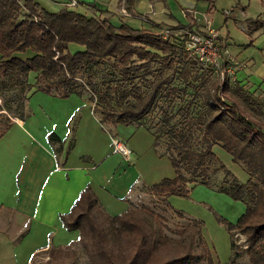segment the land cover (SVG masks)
I'll list each match as a JSON object with an SVG mask.
<instances>
[{"label": "trees", "instance_id": "obj_1", "mask_svg": "<svg viewBox=\"0 0 264 264\" xmlns=\"http://www.w3.org/2000/svg\"><path fill=\"white\" fill-rule=\"evenodd\" d=\"M190 20L191 25L177 24L173 29L189 27L187 30H198L195 20ZM163 37L122 23L114 25L105 18L87 17L66 7L57 13H48L31 0H0V91H27L31 88L27 83L28 76L34 72L37 91L66 98L74 94L76 80L85 78L90 85V72L102 64L122 77H129L134 71L146 70L159 60H162L163 71L177 64L179 75L187 79L196 63L186 58L180 43L173 41L171 36ZM73 44L82 50L70 53L69 46ZM28 50L34 53L31 58L22 60L14 56ZM189 84L187 87L192 86ZM224 87H217L214 95L205 91V109L197 127L203 150L195 152L190 149L191 133L169 144L168 148L175 156H168L175 177L152 185L148 192L166 201L173 196L188 197L198 185L196 179L206 176L207 162L217 159L213 147H221L248 176L243 185L226 194L233 201L243 203V192H246L249 203H243L245 210L235 223L222 218L218 220L226 226L230 238L234 231L246 236L245 254L249 264H264V126L255 125L227 103L221 96ZM178 92H184V89H168L162 82H157V85L152 83L147 95L141 97L133 86L127 97L138 101V105L119 111L101 108L99 112L102 118L115 125L129 126L143 119L158 98L174 97ZM25 117L19 116L18 119ZM49 141L59 143L60 139L51 133ZM226 175L233 177L229 171ZM233 181L237 183L234 177ZM201 185L206 186V181ZM174 213L179 220L186 222L181 230L169 229L163 217L145 205L129 203L125 212L109 216L87 187L69 213L60 215L59 220L67 232H79L90 264H214L202 235L203 222L186 217L180 211L174 210ZM98 218L106 223L107 231L97 222ZM167 233L181 239L188 234V240L182 245L178 243L181 249L176 257L160 260L173 243ZM112 241L124 243L128 250L124 261H121L120 254L118 257L114 253L110 246ZM234 248L231 243L232 252ZM235 258L236 254L230 261L232 264Z\"/></svg>", "mask_w": 264, "mask_h": 264}, {"label": "rangeland", "instance_id": "obj_2", "mask_svg": "<svg viewBox=\"0 0 264 264\" xmlns=\"http://www.w3.org/2000/svg\"><path fill=\"white\" fill-rule=\"evenodd\" d=\"M150 2L154 3L156 14L153 20L166 25L176 23L189 26L191 25L190 19L193 18V13H195L199 24L205 25L208 19L211 23L210 27L218 31L220 36L227 38V47H221V49L224 51L227 48L228 58H232L231 55L239 57L240 60L248 61V65H251L250 62L260 65L264 61V27L261 26L250 35L246 23L248 19L254 21L260 19V24H264V0H142L138 7L136 6V11L139 14H144L148 10ZM187 2L196 4L195 9H187L190 14L186 12V15L189 18L184 15V10L188 7ZM225 10L230 12L228 16H224L223 12ZM242 10L245 15L244 18L241 15ZM97 12L100 13L101 11L98 10ZM182 18L187 23H183ZM195 23L198 24L196 21ZM128 24L133 29H151L149 31L156 34H160L163 30L162 35L168 30V35L172 37L173 41L180 43L181 46L187 33L190 32V30H187L189 27L174 30V27L161 25L146 29V26H141V22L133 19L129 20ZM117 25L119 24L117 23ZM195 30L193 29L191 32H200ZM219 44L221 46V40ZM81 50V47L74 44L69 47L72 54ZM223 59L222 69L229 66L232 71L231 74L225 75V91L222 98L234 106L245 118L253 121L255 125L263 127L264 94L260 91L258 96H254L247 92V86L239 87L236 74L238 72L237 68H241L240 64L233 59L232 62L231 59L225 61L226 57ZM194 69L190 72L191 75L188 72V78L185 79L184 76L179 75L180 68L177 64H173L171 69L163 71L162 60H159L146 70L134 71L129 77H122L118 72L111 70L108 65L102 64L90 72L92 77L90 85L87 84L85 78L76 80L73 84L75 95L66 98L37 91L34 80L35 73L31 72L27 79V83L31 85V88L27 91L17 89L10 92L0 91V109H2V112H0V133L9 126L12 120L18 119L19 116H26L24 121L30 122L32 127L27 126V130L35 135L38 141L43 142V139L32 129L41 132L52 130L51 132L60 135L62 132L60 128L63 126L66 115L71 114V109L79 108L82 105V99H84L101 126V129L99 128L101 134L99 138L98 135H95L94 141L99 150L100 145L104 149L101 155L104 156L108 153L109 135L113 137L112 139L118 137L117 139L122 143L124 142V145L131 148L133 152L135 150V154L140 157V162H137L136 165L141 175L146 180H150L153 185L158 184L164 179L175 177L170 159L167 158V156L175 157L168 148L169 144L180 139V136L191 133L190 149L195 152L203 150L197 128L198 119L205 109V91L214 95V91L218 87V78L212 69H206L197 64ZM193 76H196V79ZM157 82H162L163 85L168 86V89H184V92H178L174 97L158 98L152 110L139 122L132 124L134 127H144L151 135L148 132L136 131V127L134 128L132 125H115L102 118L99 112L101 108L109 111H119L125 107H134L139 104L132 97H127L133 86L139 90V95L144 97L150 91V85L152 83L157 85ZM187 83L192 86L187 87ZM165 94L166 92L163 93V95ZM73 101L80 102L75 105ZM185 106L186 108H184ZM33 114L35 115L33 116ZM72 123H75V121ZM154 141L156 143L155 147ZM26 146L25 136L14 139L10 131H7L0 138V184L2 186H7V181L14 184L15 175L22 165ZM212 151L217 159L207 162L206 176L204 179L202 177L196 179L198 185L194 186L188 197L173 196L170 197L168 202L153 196L147 191L138 199H134V204L145 205L161 215L165 225L171 230H181L186 226L184 220H179L176 217L174 210L183 212L186 217L189 216V218L202 221V235L207 242L214 264H232L230 261L233 259L234 254L237 255V258H235L233 264H249L245 254L246 236L234 231L232 238H230L226 226L218 220V218H222L229 223H235L240 214L244 212L245 206L243 203H249L247 193L243 192V203L233 201L227 194L233 192V189H236L238 185H243L248 176L240 165L232 162L231 157L221 147L214 146ZM222 166H224V169H221ZM226 171L232 174L237 183L233 181V177L226 175ZM182 174L187 176L183 170ZM204 180L207 183L206 186L201 185ZM97 222L107 231L108 227L102 218H98ZM8 229L10 230V227ZM21 229L22 231L15 236V241H20L19 239L24 236L27 227ZM63 233L66 234L67 232L64 231ZM77 233L75 242L63 248H50L39 252L31 258L30 264H90L81 236L79 232ZM167 235L173 240V243H171L167 255H161L160 260L176 257L181 249L178 243L182 245L184 241L188 240V234L183 239L177 235L169 233ZM29 238L34 239V243L43 239L41 236L38 237L37 233ZM32 241L24 243L20 250L24 251L29 248L28 246L32 244ZM231 243L235 247L233 252L231 251ZM110 246H112L111 248L116 256L120 254L122 258L125 257L126 259L128 250L122 241H112ZM15 251H11V259L13 262L20 264L19 256L13 259ZM125 259L123 258L121 261ZM121 264H124V262H121Z\"/></svg>", "mask_w": 264, "mask_h": 264}, {"label": "crops", "instance_id": "obj_3", "mask_svg": "<svg viewBox=\"0 0 264 264\" xmlns=\"http://www.w3.org/2000/svg\"><path fill=\"white\" fill-rule=\"evenodd\" d=\"M31 1L48 13H57L65 8L68 2L75 1L77 6L69 8V10L87 17L105 18L114 25L117 23L129 25L131 19L141 22V26H146V29L154 25L164 27L177 25L176 23L166 25L153 20L156 14L152 2L148 4V10L144 14H139L136 11V6L138 7L142 0ZM186 4L188 7L185 8L184 15L188 17L187 9H195L196 4L192 2ZM98 10L101 12H97ZM122 11H125L127 15H124ZM241 13L244 18L243 10ZM184 18L181 21L187 23ZM193 18L198 23L195 13H193ZM255 21L246 20L247 26L253 28L249 30L250 35L261 26L264 27L263 24H256ZM197 27L199 31L204 30L203 24L198 23ZM219 38L222 46L227 47V38L222 36ZM225 50L228 52L227 48ZM14 56L25 60L34 56V53L28 50L24 54H15ZM231 57L241 67L237 68L236 74L238 86L241 88L247 86V92L254 96H258L260 91L264 94V61L260 65L252 62H250L251 65H248V61L244 59L240 60L239 57L232 55ZM74 95L71 94L68 97ZM82 100V105L79 108L71 109V114L66 115L63 126L60 128L62 131L60 135L51 132L52 130L41 132L32 129L43 139V142H40L35 135L27 130L26 127H31V124L24 121L25 118L12 120L8 128L1 134L0 138L7 131L12 132L14 139L25 136L27 146L22 165L15 175L14 184L9 181H7V186L0 184V264L8 262L17 264L11 259L12 250H16L13 259L19 256L20 264H30L31 258L39 252L50 248H63L75 242L77 231L67 232L62 227L59 216L69 213L85 188L90 187L105 214L116 216L125 212L129 208V203H134V199L141 197L153 185L150 180H146L141 175L136 165L137 162H140V157L135 154V150L133 152L131 148H128L131 152L128 159L113 153V148L110 146V140L113 138L111 135H109L108 153L104 156L101 155L104 149L100 145L99 150L94 142L95 135H98L99 138L101 134L99 132L101 126L97 117L91 112L87 101ZM73 102L77 105L80 101ZM73 121L75 123H72ZM132 126L134 127V125ZM135 129L148 132L142 126H137ZM51 133L60 139L59 143L49 141ZM169 199H167L168 202ZM23 227H27L24 236L19 239L20 241H15V236L22 231ZM64 231L69 235L63 233ZM34 233H37L38 237L41 236L42 241L34 243L35 240L29 238ZM29 241H32L29 248L24 251L20 250L21 246Z\"/></svg>", "mask_w": 264, "mask_h": 264}, {"label": "built area", "instance_id": "obj_4", "mask_svg": "<svg viewBox=\"0 0 264 264\" xmlns=\"http://www.w3.org/2000/svg\"><path fill=\"white\" fill-rule=\"evenodd\" d=\"M77 6L75 1H70L67 3L66 8H74ZM124 15H127L125 11H122ZM224 16H228L230 14L229 11H224ZM211 24L207 20L204 25V30L200 32H188L184 42H183V52L185 53L188 60L193 61L197 65H200L206 69H212L217 78V85L220 89L225 86V75L231 74L232 69L224 68L222 69L224 63V57H226L225 61L230 60L228 58V52L226 50L222 51V44L220 46V38L219 32L210 27ZM253 28L248 26V31ZM160 34H163V30H161ZM169 31L166 30L164 33V39L170 37ZM55 60V59H54ZM232 62V59L230 60ZM238 65L237 63H235ZM222 96V95H221ZM111 146L113 148V153L121 156L124 159H128L130 156V150L122 143L119 139L115 138L111 140ZM246 243V241H245ZM247 248V243L246 246Z\"/></svg>", "mask_w": 264, "mask_h": 264}]
</instances>
